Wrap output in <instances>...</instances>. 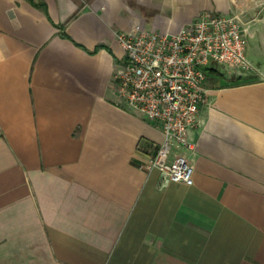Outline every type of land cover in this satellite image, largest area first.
<instances>
[{"label": "crops", "instance_id": "1", "mask_svg": "<svg viewBox=\"0 0 264 264\" xmlns=\"http://www.w3.org/2000/svg\"><path fill=\"white\" fill-rule=\"evenodd\" d=\"M205 11L238 18L250 68L204 67L193 183H164L116 35ZM0 264H264V0H0Z\"/></svg>", "mask_w": 264, "mask_h": 264}, {"label": "built area", "instance_id": "2", "mask_svg": "<svg viewBox=\"0 0 264 264\" xmlns=\"http://www.w3.org/2000/svg\"><path fill=\"white\" fill-rule=\"evenodd\" d=\"M124 51L122 67L113 75L122 105L154 123L162 140L140 162L156 170L164 183H193V167L179 151L192 150L187 130L194 126L203 101L204 67L214 61L239 70L250 68L245 31L235 16L210 11L174 34L136 28L116 35Z\"/></svg>", "mask_w": 264, "mask_h": 264}, {"label": "trees", "instance_id": "3", "mask_svg": "<svg viewBox=\"0 0 264 264\" xmlns=\"http://www.w3.org/2000/svg\"><path fill=\"white\" fill-rule=\"evenodd\" d=\"M62 35H64V34H62ZM239 79H235L234 81H232V82H236V81H238Z\"/></svg>", "mask_w": 264, "mask_h": 264}, {"label": "rangeland", "instance_id": "4", "mask_svg": "<svg viewBox=\"0 0 264 264\" xmlns=\"http://www.w3.org/2000/svg\"><path fill=\"white\" fill-rule=\"evenodd\" d=\"M237 70H239V69H237ZM240 71V70H239ZM244 71H246V70H241V72H244Z\"/></svg>", "mask_w": 264, "mask_h": 264}]
</instances>
